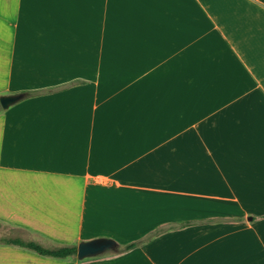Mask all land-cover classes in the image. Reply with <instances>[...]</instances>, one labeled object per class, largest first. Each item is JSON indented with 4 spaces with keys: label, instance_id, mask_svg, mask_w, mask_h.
<instances>
[{
    "label": "crops",
    "instance_id": "0c3cea01",
    "mask_svg": "<svg viewBox=\"0 0 264 264\" xmlns=\"http://www.w3.org/2000/svg\"><path fill=\"white\" fill-rule=\"evenodd\" d=\"M15 93L0 110L2 227L102 224L110 200L93 188L105 173L116 204L169 172L193 198L264 203V0H0V95ZM240 217L165 220L121 244L88 239H114L123 256L113 264H135L124 255ZM70 257L0 243V264Z\"/></svg>",
    "mask_w": 264,
    "mask_h": 264
},
{
    "label": "rangeland",
    "instance_id": "374dc122",
    "mask_svg": "<svg viewBox=\"0 0 264 264\" xmlns=\"http://www.w3.org/2000/svg\"><path fill=\"white\" fill-rule=\"evenodd\" d=\"M0 110H2L1 106ZM174 173L169 172L171 177L161 186H136L133 188L134 196L120 198L118 204L115 203L117 199L112 197L117 189V186L113 185L115 180L112 175L105 173L100 177L101 185L93 188V191H100L102 198L110 200L104 204L105 209L102 212L106 217L99 221L102 224L96 225L92 221V224L82 228L80 226L79 229L77 224L69 226L67 221L63 222L64 224L59 221H45L47 223L31 226L29 232L21 233L0 226V236L22 235L24 239H34L44 245H52L70 242L77 244L82 239H88L97 234H107L121 244L124 240L165 220L202 216L233 218L241 216L240 219H231V222L227 224H223V219L216 220L218 224L213 226L187 229L168 235L169 239L166 241L158 240L124 255L123 259L130 263L133 261L135 264H164L165 262L168 264H241L243 258L254 257L256 253L262 254L259 257L264 259V246L258 250L255 249V243L259 241L255 234L256 228L264 229L262 218L264 203L256 202V198L242 200L241 198H207L202 195L193 198L190 187L177 185ZM204 194H207V191ZM117 212L120 213L118 215L121 220L120 225L113 224L115 222L113 215ZM71 222L77 221L71 220ZM119 256H123V253L118 252L116 248L82 259H77L74 255L61 264H113V260Z\"/></svg>",
    "mask_w": 264,
    "mask_h": 264
},
{
    "label": "trees",
    "instance_id": "16d2710c",
    "mask_svg": "<svg viewBox=\"0 0 264 264\" xmlns=\"http://www.w3.org/2000/svg\"><path fill=\"white\" fill-rule=\"evenodd\" d=\"M31 92H25V95H30ZM186 222L185 224H187ZM0 243L17 245L19 247L26 248L31 250L38 255L53 257V258H66L76 255V245L75 244H66V245H56V246H46L42 243L32 240L24 239L21 236H0ZM140 243L139 240L132 241L123 245L120 249L126 251L136 247Z\"/></svg>",
    "mask_w": 264,
    "mask_h": 264
},
{
    "label": "water",
    "instance_id": "95a60500",
    "mask_svg": "<svg viewBox=\"0 0 264 264\" xmlns=\"http://www.w3.org/2000/svg\"><path fill=\"white\" fill-rule=\"evenodd\" d=\"M23 96V93L0 95V106L5 109L23 98ZM115 247V240L109 237H95L88 240H81L76 245V257L77 259H82L95 256L106 250L114 249Z\"/></svg>",
    "mask_w": 264,
    "mask_h": 264
}]
</instances>
